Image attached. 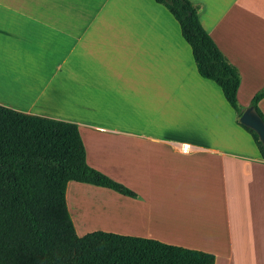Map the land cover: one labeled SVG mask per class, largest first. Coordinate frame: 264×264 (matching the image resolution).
I'll list each match as a JSON object with an SVG mask.
<instances>
[{
    "label": "crops",
    "instance_id": "1",
    "mask_svg": "<svg viewBox=\"0 0 264 264\" xmlns=\"http://www.w3.org/2000/svg\"><path fill=\"white\" fill-rule=\"evenodd\" d=\"M188 1L237 69L236 98L248 108L264 86V0ZM0 105L75 124L86 165L136 195L68 181L77 236L103 231L201 251L213 264H264V159L218 86L197 74L162 5L0 0ZM257 107L264 116V97ZM106 201L126 215L99 207ZM82 211L106 221L91 227ZM162 218L181 224L152 222Z\"/></svg>",
    "mask_w": 264,
    "mask_h": 264
},
{
    "label": "trees",
    "instance_id": "2",
    "mask_svg": "<svg viewBox=\"0 0 264 264\" xmlns=\"http://www.w3.org/2000/svg\"><path fill=\"white\" fill-rule=\"evenodd\" d=\"M176 21L189 46L197 74L212 81L232 109L237 124L264 153L255 133L238 122L240 76L198 21L199 5L188 0H153ZM264 86L248 107H257ZM68 181L136 197L125 186L89 168L76 125L0 105V264H213L210 254L156 240L92 231L74 232L66 210Z\"/></svg>",
    "mask_w": 264,
    "mask_h": 264
},
{
    "label": "bare ground",
    "instance_id": "3",
    "mask_svg": "<svg viewBox=\"0 0 264 264\" xmlns=\"http://www.w3.org/2000/svg\"><path fill=\"white\" fill-rule=\"evenodd\" d=\"M100 204L101 205L99 207L104 208V210L106 212H108V211L113 212V210H117V212L120 213V215H122V216L126 215L127 211L125 212V210L122 209V207H120L116 203L106 201V202H100ZM82 213H83L84 221L91 223V227L99 226L100 223H103L106 221V218L102 217L103 214H100V213L96 214L95 211L94 212H88V213H85L84 211H82ZM118 213H116V215H118ZM113 216H115V215H113ZM152 222L155 224V226H160V225L165 224L166 226H174V227L176 226L177 227L178 225L181 224L178 221V219L171 220L169 218L156 219ZM176 227H175V230H176Z\"/></svg>",
    "mask_w": 264,
    "mask_h": 264
},
{
    "label": "water",
    "instance_id": "4",
    "mask_svg": "<svg viewBox=\"0 0 264 264\" xmlns=\"http://www.w3.org/2000/svg\"><path fill=\"white\" fill-rule=\"evenodd\" d=\"M238 122L255 133L264 153V123L260 117L248 107L241 112Z\"/></svg>",
    "mask_w": 264,
    "mask_h": 264
},
{
    "label": "built area",
    "instance_id": "5",
    "mask_svg": "<svg viewBox=\"0 0 264 264\" xmlns=\"http://www.w3.org/2000/svg\"><path fill=\"white\" fill-rule=\"evenodd\" d=\"M181 149L185 151V150L187 149V146H186V145H183V146L181 147Z\"/></svg>",
    "mask_w": 264,
    "mask_h": 264
},
{
    "label": "rangeland",
    "instance_id": "6",
    "mask_svg": "<svg viewBox=\"0 0 264 264\" xmlns=\"http://www.w3.org/2000/svg\"><path fill=\"white\" fill-rule=\"evenodd\" d=\"M86 224H88V223H86ZM101 224V223H100Z\"/></svg>",
    "mask_w": 264,
    "mask_h": 264
}]
</instances>
